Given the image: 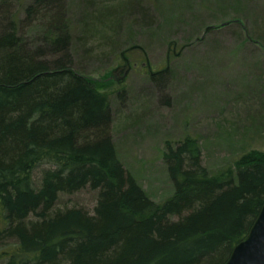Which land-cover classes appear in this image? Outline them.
<instances>
[{"label": "trees", "instance_id": "16d2710c", "mask_svg": "<svg viewBox=\"0 0 264 264\" xmlns=\"http://www.w3.org/2000/svg\"><path fill=\"white\" fill-rule=\"evenodd\" d=\"M17 39L0 34V235L17 239L1 251L9 264H224L264 202L263 152L215 175L197 138L169 144L175 192L159 203L119 159L110 99L73 68L67 35L54 40L65 57L52 66ZM85 188L97 194L93 213L58 206Z\"/></svg>", "mask_w": 264, "mask_h": 264}, {"label": "rangeland", "instance_id": "374dc122", "mask_svg": "<svg viewBox=\"0 0 264 264\" xmlns=\"http://www.w3.org/2000/svg\"><path fill=\"white\" fill-rule=\"evenodd\" d=\"M4 32L50 66L65 57L54 40L67 35L73 68L110 99L119 159L159 203L175 192L169 144L197 138L215 175L232 173L247 152L264 154V0H0ZM134 45L142 48L126 53L130 71L114 80L122 51ZM96 204L85 188L58 206L93 213ZM14 243L7 230L0 235V264H9L1 251Z\"/></svg>", "mask_w": 264, "mask_h": 264}, {"label": "water", "instance_id": "95a60500", "mask_svg": "<svg viewBox=\"0 0 264 264\" xmlns=\"http://www.w3.org/2000/svg\"><path fill=\"white\" fill-rule=\"evenodd\" d=\"M173 43L176 44V41L170 42L169 46L171 47ZM136 47L141 46L134 45L122 51L125 63L113 70L112 78L114 80L120 81L128 74L131 69V61L126 52ZM149 69L153 73L151 66ZM224 264H264V202L248 233L234 246Z\"/></svg>", "mask_w": 264, "mask_h": 264}]
</instances>
